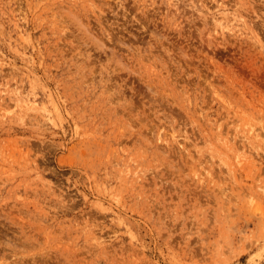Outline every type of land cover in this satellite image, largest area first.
<instances>
[{
	"label": "rangeland",
	"instance_id": "1",
	"mask_svg": "<svg viewBox=\"0 0 264 264\" xmlns=\"http://www.w3.org/2000/svg\"><path fill=\"white\" fill-rule=\"evenodd\" d=\"M0 264H264V0H0Z\"/></svg>",
	"mask_w": 264,
	"mask_h": 264
},
{
	"label": "bare ground",
	"instance_id": "2",
	"mask_svg": "<svg viewBox=\"0 0 264 264\" xmlns=\"http://www.w3.org/2000/svg\"><path fill=\"white\" fill-rule=\"evenodd\" d=\"M222 21V20H221Z\"/></svg>",
	"mask_w": 264,
	"mask_h": 264
}]
</instances>
